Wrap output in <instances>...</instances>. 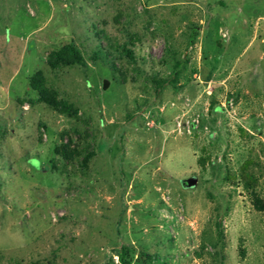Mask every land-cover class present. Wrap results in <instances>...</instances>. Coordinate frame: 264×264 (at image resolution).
<instances>
[{
    "label": "rangeland",
    "instance_id": "rangeland-1",
    "mask_svg": "<svg viewBox=\"0 0 264 264\" xmlns=\"http://www.w3.org/2000/svg\"><path fill=\"white\" fill-rule=\"evenodd\" d=\"M68 44L86 68L51 69ZM122 243L264 264V0H0V264Z\"/></svg>",
    "mask_w": 264,
    "mask_h": 264
},
{
    "label": "trees",
    "instance_id": "trees-1",
    "mask_svg": "<svg viewBox=\"0 0 264 264\" xmlns=\"http://www.w3.org/2000/svg\"><path fill=\"white\" fill-rule=\"evenodd\" d=\"M127 56L131 57L132 52L126 50ZM48 65L51 69L55 70L60 67H71L74 65H79L86 68V63L82 57L80 51L72 44L65 45L61 47L58 51H55L48 60ZM157 87L160 89L162 82L159 80H154ZM29 87L31 90L37 93L38 101L45 103L46 105H54L56 101L49 97L46 89L44 88L43 78L40 72H36L32 75L29 81ZM133 255V249L122 243L117 251L118 264H131Z\"/></svg>",
    "mask_w": 264,
    "mask_h": 264
},
{
    "label": "water",
    "instance_id": "water-1",
    "mask_svg": "<svg viewBox=\"0 0 264 264\" xmlns=\"http://www.w3.org/2000/svg\"><path fill=\"white\" fill-rule=\"evenodd\" d=\"M194 181H195L194 178L187 179L186 181H184L183 186L188 187V188H189V187H192Z\"/></svg>",
    "mask_w": 264,
    "mask_h": 264
}]
</instances>
